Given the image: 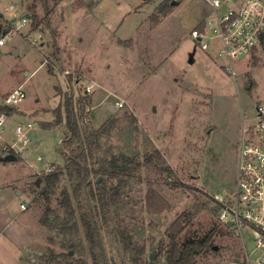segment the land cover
<instances>
[{"label": "rangeland", "instance_id": "1", "mask_svg": "<svg viewBox=\"0 0 264 264\" xmlns=\"http://www.w3.org/2000/svg\"><path fill=\"white\" fill-rule=\"evenodd\" d=\"M30 1L0 0L10 23L0 18L5 40L0 47V100L19 87L26 94L0 133V155L13 143L17 125L28 118L29 137L39 146L11 162L7 173L18 180L17 193L23 191L18 209L21 203L26 205L22 218L35 237L30 257L36 262L30 264L42 263L40 257L49 248L63 252L57 238L50 241L54 234L40 225L46 200L36 191L44 185L41 175L46 166L53 170L64 164L59 148L65 124L43 126L54 120L53 110L62 105L57 88L70 91L67 76L76 101L86 94L92 98L82 128L91 123L98 129L117 114L116 143L139 155L157 148L162 163L177 173L178 186L172 188L165 175L143 168L138 178L125 184L116 205H104L103 210L98 204L105 264H135L137 255L142 264H166L168 229L184 212L191 217L181 241L218 228L213 237L216 249L198 256L197 264H240L246 253L256 263L264 247L256 243L251 228L240 232L219 223L220 207L214 198L223 201L236 193L244 121L247 127L255 124L257 107L264 106V52L249 65L245 59L235 61V80L214 50L211 55L202 51L192 31L213 17L208 0H182L165 14L158 8L165 0H47L46 5L38 3L43 23L35 32L30 19L23 22ZM49 64L55 74L48 72ZM250 80L256 83L253 90ZM125 112L137 118L136 126ZM39 155L43 162L37 160ZM149 181L167 201L168 209L161 214L146 210ZM122 231L131 236L129 247Z\"/></svg>", "mask_w": 264, "mask_h": 264}, {"label": "trees", "instance_id": "2", "mask_svg": "<svg viewBox=\"0 0 264 264\" xmlns=\"http://www.w3.org/2000/svg\"><path fill=\"white\" fill-rule=\"evenodd\" d=\"M39 2L46 5L47 0H32L27 5L32 32L37 31L43 23L37 13ZM173 2L179 4L182 0L163 1L158 7L160 12H169ZM154 21H157L156 17L153 18ZM9 29L13 30V26L10 25ZM48 72L55 74L50 64ZM67 79L70 91L64 92L57 88V93L62 97V105L53 110L54 120L43 126L50 129L65 124V137L59 148L64 164L43 173L41 179L44 185L36 191L37 197L46 200L44 216L39 220L40 225L54 234V237L50 236V241L53 243L57 238L63 252L56 254L49 248L48 253L40 257V264H105L101 229L98 225V204L102 205L103 210L104 205H116L123 195L125 184L138 178L143 168L157 171L161 176L165 175L166 183L172 188L178 186L177 173L172 167L162 163L163 154L157 148L139 155L127 152L116 143L113 134L120 126L117 114L98 129H94L90 122L82 128L81 121L90 116L92 98L86 94L76 101L71 77L67 76ZM255 87V81L250 80V90ZM2 113L11 116L15 113V108L0 105V114ZM123 115L127 119L132 118L135 126L138 124L133 114L125 112ZM6 151L15 155L10 148ZM15 156L16 160L21 159L20 156ZM148 183L146 210L150 214H161L168 209L167 201L160 196L152 181ZM58 189L60 191L56 206H52L53 196ZM214 202L221 208L219 200L214 198ZM108 212L110 211L104 212L105 219ZM190 217L189 212L182 213L168 229L169 243L164 252L166 264H197L198 256L214 247L213 237L218 230L216 226L202 237L191 236L181 241L184 224L190 223ZM121 236L126 247H129L131 236L126 231H122ZM139 258V255L134 256L135 264H142Z\"/></svg>", "mask_w": 264, "mask_h": 264}, {"label": "built area", "instance_id": "3", "mask_svg": "<svg viewBox=\"0 0 264 264\" xmlns=\"http://www.w3.org/2000/svg\"><path fill=\"white\" fill-rule=\"evenodd\" d=\"M214 12L210 20L201 22L198 29L192 31V37L197 41L200 49L211 55V50L226 61L223 69L236 80L237 73L234 62L245 59V65L252 63L259 52H264V0H208ZM28 18L24 17L26 23ZM5 40L0 33V47ZM91 92L86 87L85 93ZM26 98L21 87L11 91L1 106L16 107ZM119 108L123 103L118 102ZM258 121L243 129L240 142V164L237 179V190L226 200H219L221 208L218 211L219 223L242 231L251 228L255 241L264 247V106L258 105ZM8 115L0 114V132ZM32 128L30 118L25 124H18L14 132L15 139L9 148L17 156H22L29 149L37 150L29 137ZM37 160L44 161L39 155ZM46 172L52 167L46 166ZM26 209V205H21ZM243 239V237H242ZM264 254L257 260L263 264ZM250 261V255L240 264H256Z\"/></svg>", "mask_w": 264, "mask_h": 264}, {"label": "crops", "instance_id": "4", "mask_svg": "<svg viewBox=\"0 0 264 264\" xmlns=\"http://www.w3.org/2000/svg\"><path fill=\"white\" fill-rule=\"evenodd\" d=\"M0 18L9 23L1 9ZM5 97L0 100V105ZM244 127H246L245 121ZM10 154L12 153L6 151L4 155H0V264H30L31 261H34L30 257V252L35 237L31 233L32 229L26 223V219L22 218L24 211L27 210L21 208L23 203L18 209V199L23 191L17 193L18 180L7 175L12 163L1 161Z\"/></svg>", "mask_w": 264, "mask_h": 264}, {"label": "water", "instance_id": "5", "mask_svg": "<svg viewBox=\"0 0 264 264\" xmlns=\"http://www.w3.org/2000/svg\"><path fill=\"white\" fill-rule=\"evenodd\" d=\"M177 2H173L172 5L175 6L177 5ZM26 17L30 19V14H27ZM2 32V25L0 24V33ZM110 109L112 113L115 111V107L113 105L110 106ZM5 163L7 162H15L16 161V156L13 154L7 155L5 158L2 159ZM100 180V179H99ZM40 183V180L38 181ZM216 249V247H214ZM151 259H154V256L151 257ZM262 263L264 264V258L262 259Z\"/></svg>", "mask_w": 264, "mask_h": 264}]
</instances>
